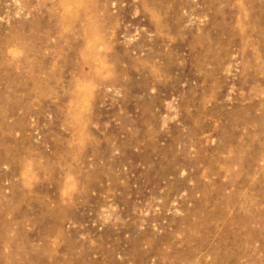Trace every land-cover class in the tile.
<instances>
[{
    "label": "rangeland",
    "instance_id": "374dc122",
    "mask_svg": "<svg viewBox=\"0 0 264 264\" xmlns=\"http://www.w3.org/2000/svg\"><path fill=\"white\" fill-rule=\"evenodd\" d=\"M0 0V264H264V0Z\"/></svg>",
    "mask_w": 264,
    "mask_h": 264
},
{
    "label": "bare ground",
    "instance_id": "6f19581e",
    "mask_svg": "<svg viewBox=\"0 0 264 264\" xmlns=\"http://www.w3.org/2000/svg\"><path fill=\"white\" fill-rule=\"evenodd\" d=\"M80 2H83L82 0H80Z\"/></svg>",
    "mask_w": 264,
    "mask_h": 264
}]
</instances>
